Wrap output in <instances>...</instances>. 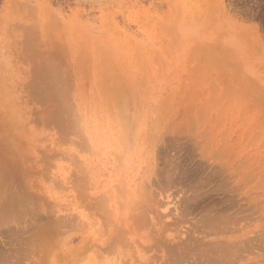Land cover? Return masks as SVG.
Wrapping results in <instances>:
<instances>
[{"label": "rangeland", "instance_id": "1", "mask_svg": "<svg viewBox=\"0 0 264 264\" xmlns=\"http://www.w3.org/2000/svg\"><path fill=\"white\" fill-rule=\"evenodd\" d=\"M0 264H264L262 24L0 0Z\"/></svg>", "mask_w": 264, "mask_h": 264}, {"label": "trees", "instance_id": "2", "mask_svg": "<svg viewBox=\"0 0 264 264\" xmlns=\"http://www.w3.org/2000/svg\"><path fill=\"white\" fill-rule=\"evenodd\" d=\"M230 2L234 10L260 22L264 28V0H230Z\"/></svg>", "mask_w": 264, "mask_h": 264}]
</instances>
